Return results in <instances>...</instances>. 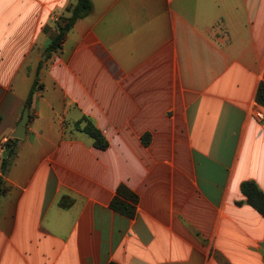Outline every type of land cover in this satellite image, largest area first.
<instances>
[{
    "label": "crops",
    "instance_id": "0c3cea01",
    "mask_svg": "<svg viewBox=\"0 0 264 264\" xmlns=\"http://www.w3.org/2000/svg\"><path fill=\"white\" fill-rule=\"evenodd\" d=\"M76 2L0 0V264H264V0H92L49 56Z\"/></svg>",
    "mask_w": 264,
    "mask_h": 264
},
{
    "label": "trees",
    "instance_id": "16d2710c",
    "mask_svg": "<svg viewBox=\"0 0 264 264\" xmlns=\"http://www.w3.org/2000/svg\"><path fill=\"white\" fill-rule=\"evenodd\" d=\"M94 6L92 0H77L75 5L67 9L68 16L59 20V33L53 37L46 53L50 56L61 48L67 34L74 28L79 20L89 17L93 12ZM39 80H35L33 88L27 100V107L32 106L33 97L39 90ZM257 103L264 108V82L260 84L256 97ZM86 133L95 140V144L100 149H106L108 142L93 125L86 128ZM18 139H12L8 147V156L3 158L2 176L0 177V198L7 194L8 188L5 186V176L8 172L12 159L16 156V146ZM243 192L248 198L250 204L264 217V192L254 182H246L243 185ZM64 203V202H63ZM61 203V205L63 204ZM138 197L128 187L122 185L117 191V195L111 202V208L115 212L126 216L130 219L134 218L137 212ZM114 264V263H113Z\"/></svg>",
    "mask_w": 264,
    "mask_h": 264
},
{
    "label": "water",
    "instance_id": "95a60500",
    "mask_svg": "<svg viewBox=\"0 0 264 264\" xmlns=\"http://www.w3.org/2000/svg\"><path fill=\"white\" fill-rule=\"evenodd\" d=\"M29 120H30V113H29V108H27L23 114L21 121L17 126L15 134L13 135L14 139L24 140L26 138V129ZM8 153L9 152L6 153L5 158H7Z\"/></svg>",
    "mask_w": 264,
    "mask_h": 264
},
{
    "label": "built area",
    "instance_id": "2783aa9c",
    "mask_svg": "<svg viewBox=\"0 0 264 264\" xmlns=\"http://www.w3.org/2000/svg\"><path fill=\"white\" fill-rule=\"evenodd\" d=\"M257 117L261 120L264 119V115L261 112L257 113ZM12 139L13 138H11V137H3L0 140V159H3L4 155L8 152V147H9Z\"/></svg>",
    "mask_w": 264,
    "mask_h": 264
},
{
    "label": "rangeland",
    "instance_id": "374dc122",
    "mask_svg": "<svg viewBox=\"0 0 264 264\" xmlns=\"http://www.w3.org/2000/svg\"><path fill=\"white\" fill-rule=\"evenodd\" d=\"M57 18H58V16H57ZM60 18V17H59ZM59 21V20H58Z\"/></svg>",
    "mask_w": 264,
    "mask_h": 264
}]
</instances>
